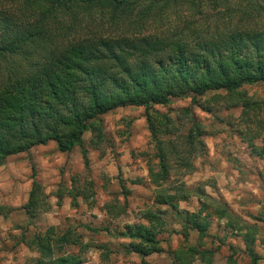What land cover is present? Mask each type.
Wrapping results in <instances>:
<instances>
[{
	"label": "trees",
	"instance_id": "1",
	"mask_svg": "<svg viewBox=\"0 0 264 264\" xmlns=\"http://www.w3.org/2000/svg\"><path fill=\"white\" fill-rule=\"evenodd\" d=\"M233 1L0 0V166L7 157L48 142L60 153L81 148L87 166L81 136L85 131L102 136L97 117L116 108L140 107L157 149L158 170L148 173L158 187L169 168L162 145L173 155L183 154L194 143L201 144V131L193 123L176 147L165 139L174 134L167 127L169 119L152 107L183 98L196 104L197 98L212 91L223 92L218 99L227 102L238 99L243 85L264 84V5L257 0H246L252 8L233 25L229 20L226 26L211 29L192 21H183L181 28L162 26L176 6L184 4L193 17H200L204 4L227 13ZM184 144V151L177 150ZM253 150L264 154V144ZM175 190L165 195L158 189L154 203L174 208L189 196L188 191ZM43 197L33 181L26 206L44 210ZM211 207L217 219L241 236L246 255L255 264L254 227L223 206ZM202 210L185 216L186 226L198 238L206 234ZM141 218L147 225L131 226L124 237L131 240L126 245L129 251L145 264L146 256L161 252L155 237L163 224L151 211ZM27 244L37 253L32 264H80L79 256L63 253L65 246L78 245L69 231L57 235L48 228ZM188 252L189 256L174 253V262L191 264L194 257L212 264L210 251ZM232 263L228 258L226 264Z\"/></svg>",
	"mask_w": 264,
	"mask_h": 264
},
{
	"label": "rangeland",
	"instance_id": "2",
	"mask_svg": "<svg viewBox=\"0 0 264 264\" xmlns=\"http://www.w3.org/2000/svg\"><path fill=\"white\" fill-rule=\"evenodd\" d=\"M205 5L200 17H193L184 4L176 6L162 26L181 28L183 21H192L221 28L252 8L246 0L233 1L227 13ZM238 93V99L227 102L218 99L223 92L212 91L196 104L183 98L152 107L169 119L167 127L174 134L165 139L176 147L193 123L201 131V144L187 151L184 144L177 149L183 154L173 155L162 145L169 168L158 187L148 173L158 170L157 149L140 107L116 108L97 117L102 136L89 131L81 136L87 166L81 148L60 153L53 142L7 157L0 166V264H32L37 253L27 243L48 228L77 238L78 245L65 246L63 253L79 256L80 264H140L124 234L135 224L147 225L141 218L146 211L154 212L163 226L155 237L161 252L146 256L145 264H176L174 253L189 256V248L213 253L212 264H226L228 258L232 264H251L241 236L213 215L214 205L254 227L252 253L255 264H264V154L253 150L264 144V84L243 85ZM186 108L189 114L183 113ZM33 181L44 196L41 211L26 206ZM158 189L165 195L181 189L189 196L174 208L157 205L153 197ZM199 210L207 222L202 238L185 223L186 215ZM191 258V264H203Z\"/></svg>",
	"mask_w": 264,
	"mask_h": 264
},
{
	"label": "crops",
	"instance_id": "3",
	"mask_svg": "<svg viewBox=\"0 0 264 264\" xmlns=\"http://www.w3.org/2000/svg\"><path fill=\"white\" fill-rule=\"evenodd\" d=\"M155 254V253H154Z\"/></svg>",
	"mask_w": 264,
	"mask_h": 264
}]
</instances>
